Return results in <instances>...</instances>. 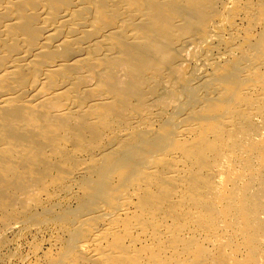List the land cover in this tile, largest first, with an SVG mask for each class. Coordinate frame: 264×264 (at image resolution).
<instances>
[{
    "label": "bare ground",
    "instance_id": "obj_1",
    "mask_svg": "<svg viewBox=\"0 0 264 264\" xmlns=\"http://www.w3.org/2000/svg\"><path fill=\"white\" fill-rule=\"evenodd\" d=\"M12 235L264 264V0H0V264Z\"/></svg>",
    "mask_w": 264,
    "mask_h": 264
},
{
    "label": "rangeland",
    "instance_id": "obj_2",
    "mask_svg": "<svg viewBox=\"0 0 264 264\" xmlns=\"http://www.w3.org/2000/svg\"><path fill=\"white\" fill-rule=\"evenodd\" d=\"M38 238H40V236H38ZM22 239V240H21ZM19 239L17 236H11V241H12V244L10 245V247H12V249H10L13 253H17V255L19 256H22V257H25L24 258V262H19L18 261V258L19 256H14V258L12 259H15L12 261V259L9 261V262H6L7 264H27L25 261H29V257H30V253H31V250H29V246H31V244H29V242L31 241V239L29 238H21ZM20 243V245H19ZM15 244V246H14ZM9 247V248H10ZM19 247H22V248H19ZM17 248V249H16ZM28 248V249H27ZM21 252H20V251ZM24 251V252H23ZM24 254H23V253ZM28 253V254H27ZM29 255V256H28ZM26 259V260H25ZM15 261V262H14Z\"/></svg>",
    "mask_w": 264,
    "mask_h": 264
}]
</instances>
